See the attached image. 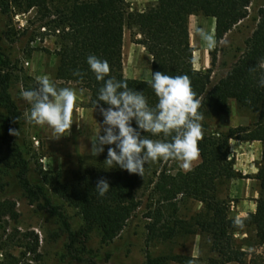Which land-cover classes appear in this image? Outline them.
<instances>
[{"label": "trees", "instance_id": "1", "mask_svg": "<svg viewBox=\"0 0 264 264\" xmlns=\"http://www.w3.org/2000/svg\"><path fill=\"white\" fill-rule=\"evenodd\" d=\"M253 0H158L156 6L145 11H128L127 0H66L62 6L52 7L48 0H0V8L7 13L9 5L17 12L27 13L37 10L45 35L57 39L55 51L59 63L56 76L58 80L73 83L89 95V106L94 108L98 90L103 81H97L90 71L86 58L96 55L107 60L110 71L106 79L115 77L128 84L130 89L143 92L150 106L157 97L149 81L127 78L123 69V39L126 26L136 28L141 36L140 43L152 57L151 72L168 75H188L196 97L201 101L199 111L208 115L225 112L229 102L235 100L243 108L259 113L258 122L251 129L237 127L228 133H208L203 131L198 141L201 162L187 172L173 173L163 160L150 162L143 177L129 174L118 167L110 169L103 164L106 157L101 156L96 163L75 172L71 183H59L54 192L59 199L79 211L84 227L74 230L70 216L63 204L50 194L46 184L37 179L34 183L26 178L28 165L21 159L23 168L19 173L24 193L33 204L58 218L62 230L69 235L68 251L74 252L84 231L99 230L104 244L120 236L128 221L141 206L138 192H149L152 206L147 218V239H174L181 234H191L198 229L211 240L214 257L203 264H247V252L237 246L235 239L239 223L229 216L227 203L219 198L218 182L221 179H234L236 172L234 160L230 159V141H259L263 144L261 165L256 175L260 185V197L253 223L259 238L264 242V7L259 11V22L246 49L233 65L226 77L212 88L213 67L217 55L212 54L211 68L198 70L194 66V51L190 42L189 19L201 13L215 20V38L219 44L238 24L248 18ZM48 32V33H47ZM0 99L8 110V122L3 140L9 143V130L19 131L22 112L18 109L12 95L14 75L9 70V62L0 55ZM79 70L83 76H74ZM105 108L107 105L100 102ZM133 126L135 123L133 122ZM149 138L157 139L150 133ZM175 160H166V163ZM106 179L110 190L103 197L95 190L97 181ZM192 200L203 208L191 221L177 216L180 204ZM16 218L15 205L5 201L0 203V218ZM29 254L40 258L39 239L27 245ZM75 260L82 262L80 257ZM169 260L180 264H200L185 256L148 257V264H167ZM1 264L22 263L13 255H6Z\"/></svg>", "mask_w": 264, "mask_h": 264}, {"label": "rangeland", "instance_id": "2", "mask_svg": "<svg viewBox=\"0 0 264 264\" xmlns=\"http://www.w3.org/2000/svg\"><path fill=\"white\" fill-rule=\"evenodd\" d=\"M7 1V0H6ZM50 6H62L66 0H48ZM158 0H127L128 11H145L156 6ZM264 7V0H253L247 19L238 24L213 49H208L199 35L203 29L215 37V20L201 13L194 14L189 19L190 42L194 51V66L198 70L211 68L212 54L217 55L216 65L212 68V88L219 80L226 77L233 65L246 49V43L251 38L259 22V11ZM47 20H41L37 10L27 13L17 12L12 5L4 13L0 8V55L7 58L9 70L14 75L12 87L13 99L22 112V123L18 136H10V142L3 140L8 122V110L0 99V203L8 201L15 205L17 217L0 218V264L6 255H13L22 263L32 264H148V257L185 256L193 258L203 264L215 254L211 248V240L198 229L191 234H181L174 239H155L148 241L147 218L152 206L149 192L139 191L138 199L141 206L128 221L119 237L104 244L99 230L84 231L80 240L74 246V252L68 251L69 235L62 230L58 218L33 204L24 193L19 176L23 168L21 159L28 165L25 175L30 183L37 179L48 187L50 194L70 216L74 230L84 227L79 211L58 198L54 192L57 184L71 183L75 172L92 166L101 156L107 158L108 147L105 151L91 157L87 153L91 149V140L100 132L103 117L99 110L89 106V95L73 83L57 79L58 49L57 39L52 35H45L42 25ZM48 33V32H47ZM141 36L136 28L128 26L124 29L123 39V69L127 78L149 79L151 76L152 57L140 43ZM1 65V64H0ZM264 66V64H263ZM1 69V66H0ZM47 77L57 88L69 87L76 91L77 100L74 105L72 127L64 136L57 135L47 126L27 123L25 113L30 105L20 97V92L37 86L38 80ZM203 131L208 133H228L230 129L245 127L251 129L257 123L258 112L243 108L235 100L229 102L225 112L208 115L202 113ZM230 159L234 160L236 176L234 179H221L218 182L219 198L229 207V216L239 223L235 234L237 246L247 252V264H264V242L259 238L253 223L255 215L250 212L253 197H257L260 187L247 172L243 176L236 171V167H246L254 170L259 155L256 149L242 144V141H230ZM201 162L200 156L192 161L191 170ZM166 165L173 173L181 169L177 161L163 160L161 166ZM243 170L242 173H244ZM202 204L185 200L180 204L177 216L190 222L191 218L202 210ZM240 210L244 215L240 217ZM248 213V214H246ZM39 239V254H29L27 245L33 239ZM80 257L83 261L75 260ZM167 264H180L169 260ZM237 264V263H230Z\"/></svg>", "mask_w": 264, "mask_h": 264}, {"label": "clouds", "instance_id": "3", "mask_svg": "<svg viewBox=\"0 0 264 264\" xmlns=\"http://www.w3.org/2000/svg\"><path fill=\"white\" fill-rule=\"evenodd\" d=\"M199 35L208 49L217 46L216 38L209 32L200 29ZM86 63L95 79L104 82L94 101V109L103 117L101 130L91 140L87 154L94 158L105 151V146H114L108 147L103 164L141 177L146 166L158 160H175L181 169L189 170L199 156L204 119L199 111L201 101L192 90L189 76L151 72L149 83L157 102L150 106L143 92L130 89L125 81L115 77L106 79L110 71L107 60L93 54L86 58ZM73 75L83 76L79 70ZM260 84L264 86V79ZM20 97L30 105L25 113L27 123L47 126L58 139L69 133L77 100L75 90L57 88L42 77L36 87L22 90ZM144 133L161 138H149ZM9 134L17 137L19 131L10 129ZM95 190L103 197L110 190L109 182L98 180Z\"/></svg>", "mask_w": 264, "mask_h": 264}, {"label": "crops", "instance_id": "4", "mask_svg": "<svg viewBox=\"0 0 264 264\" xmlns=\"http://www.w3.org/2000/svg\"><path fill=\"white\" fill-rule=\"evenodd\" d=\"M131 79H136V78H131ZM138 80H143V79H138ZM149 80H150V78L149 79H146V81H149ZM258 119H259V113H258ZM256 122H258V120ZM242 144H245V145H247L249 147H252V148L256 149V152L258 151L259 159H258V162H256V164L254 166V170H251L250 169L248 171V169H247L248 164H247L246 167H243V166L239 167V166H237L236 167V171L237 172H241V174H243V176H246L247 175V172H248L249 174H251V175L254 176L253 179H250V181H255L256 183L259 184V181L255 177H256V175H257V173L259 171V167L261 165L263 144L261 142H259V141L242 142ZM243 170H245L244 173H242ZM259 187H260V185H259ZM256 194H257V197L256 196L253 197V202L250 204V212H251V214L253 216L256 214V210H257V199H258V196H259V192L257 191ZM239 213H240V217L245 214L243 210H240ZM246 214H248V213H246Z\"/></svg>", "mask_w": 264, "mask_h": 264}]
</instances>
